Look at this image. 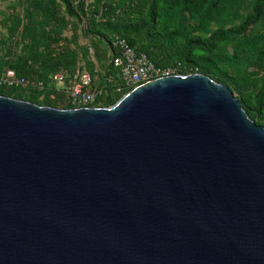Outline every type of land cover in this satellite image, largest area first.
I'll list each match as a JSON object with an SVG mask.
<instances>
[{"label":"water","instance_id":"95a60500","mask_svg":"<svg viewBox=\"0 0 264 264\" xmlns=\"http://www.w3.org/2000/svg\"><path fill=\"white\" fill-rule=\"evenodd\" d=\"M0 264H264V125L200 72L107 107L0 94Z\"/></svg>","mask_w":264,"mask_h":264},{"label":"trees","instance_id":"16d2710c","mask_svg":"<svg viewBox=\"0 0 264 264\" xmlns=\"http://www.w3.org/2000/svg\"><path fill=\"white\" fill-rule=\"evenodd\" d=\"M63 1L71 11H80L81 17L85 16L84 0ZM246 2L247 0H96L93 14L105 17V21L101 23L103 29H96L94 33L101 39V44L105 48L99 49L98 45L96 55L101 61H110V68L100 82L103 91L98 97L96 105L110 106L131 90L130 88L118 90L121 79L111 62V40L114 35L124 38L137 51L144 52L158 67H169L181 63L184 74L200 72L211 77H224L222 82L229 87L234 84V79L237 78L233 74H238L244 66L253 68L251 70L254 74L264 70V32L253 37L243 35L264 15V0H252L250 13L240 24L228 29L215 30L206 39L201 37L189 40L181 49L173 48L170 45L169 39L174 33L187 32L190 23L198 24L201 29L203 27L208 29L209 23L218 20V13L222 9L230 4H233L232 8L234 5L241 8V4L245 5ZM54 13L57 19L61 18L62 12L59 9L56 8ZM195 13L196 15H194ZM140 22L142 23L140 24ZM230 43L233 44L236 55L225 60L228 64L225 72L221 70L215 59L204 58L200 63L191 58L192 52L197 50L212 52L218 45ZM59 64H61L60 60L56 61L54 66H59ZM7 67L14 68L18 76L36 77L42 80L45 83V89L39 93L50 90L55 92L54 99L47 97V104L56 107L59 106L58 103H62L59 108L71 107L65 101L62 91L50 78L51 73L60 69V66L54 68L51 73L44 74L32 57L25 56V58L20 57L16 61H13L11 57ZM107 77H112V81H108ZM37 93L18 86L0 85V94L36 103H38ZM243 97L245 96L243 95ZM242 103L253 120L259 118L261 111L257 105L251 107L246 99H243Z\"/></svg>","mask_w":264,"mask_h":264},{"label":"rangeland","instance_id":"374dc122","mask_svg":"<svg viewBox=\"0 0 264 264\" xmlns=\"http://www.w3.org/2000/svg\"><path fill=\"white\" fill-rule=\"evenodd\" d=\"M251 2L252 0H247L245 5L241 4V8L238 5L232 8L233 4H230L222 9L218 13V20L209 23L208 29L205 27L201 29L198 24L190 23L187 32L174 33L169 39L171 47L181 49L189 40L201 37L206 39L215 30L228 29L242 23L250 13ZM57 4L60 6L56 7ZM74 4L76 5V1ZM95 7L96 0H84L86 14L82 18L80 11H71L63 0H0V73L9 64L8 57L12 56V60L16 61L20 57L29 56L41 67L44 74L51 73L59 66L66 70L86 69L102 82L110 68V61H101L96 55L98 45L99 49L105 48L101 44V39L94 35L96 29H103L101 23L105 21V17L95 16L93 14ZM56 8L62 12L60 19L55 16ZM262 32L264 15L243 35L253 37ZM235 55L234 46L230 43L220 44L212 52L197 50L192 52L191 58L200 63L204 58L215 59L225 72L228 66L225 60ZM58 60L61 64L54 66ZM251 69L242 67L238 74H233L237 77L234 84L231 87L227 86L241 101L246 99L251 107L254 105L259 107L261 112L255 121L264 125V70L254 74ZM212 78L219 82L224 79ZM36 96L39 104L49 105L46 103L47 97L54 99L56 93L50 90L37 93ZM61 104L58 103L59 106Z\"/></svg>","mask_w":264,"mask_h":264},{"label":"built area","instance_id":"2783aa9c","mask_svg":"<svg viewBox=\"0 0 264 264\" xmlns=\"http://www.w3.org/2000/svg\"><path fill=\"white\" fill-rule=\"evenodd\" d=\"M111 62L121 79L118 90L133 89L159 77L184 74L181 63L169 67H158L144 52L137 51L119 35H114L111 40ZM50 78L62 91L65 101L71 107L98 106L96 102L103 88L100 87V82L91 71L75 69L70 72L60 68L52 72ZM107 80L112 81V77H107ZM0 85L18 86L38 93L45 89V83L42 80L36 77L18 76L12 67H6L2 71Z\"/></svg>","mask_w":264,"mask_h":264}]
</instances>
